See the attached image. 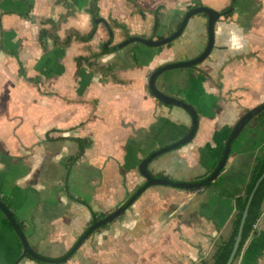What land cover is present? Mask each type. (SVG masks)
Returning <instances> with one entry per match:
<instances>
[{
  "label": "crops",
  "instance_id": "1",
  "mask_svg": "<svg viewBox=\"0 0 264 264\" xmlns=\"http://www.w3.org/2000/svg\"><path fill=\"white\" fill-rule=\"evenodd\" d=\"M90 1L0 0V200L23 224L30 246L54 259L70 253L99 220L95 218L124 205L146 183L136 173L141 162L181 140L192 126L184 108L163 103L148 85L156 68L175 60L171 47L184 36L159 47L135 42L124 52L121 48L93 60L110 66L106 74L87 65L77 71L76 57L96 53L102 40L107 39L101 47L109 40L107 25L123 42L129 28L153 29L158 6H163L160 27H166L163 16L169 10L185 11L183 19L193 7L210 6L220 15L210 55L196 67L167 70L157 79L164 92L195 108L198 128L190 142L148 163L154 177L179 182L207 178L240 117L264 103V0H157L149 12L138 4L149 0H99L105 23L98 25L87 11ZM128 1L138 11L127 7ZM228 7L234 13L224 17L220 13ZM252 7L260 10L261 20L248 30L236 23V14ZM195 16L200 29L194 26L185 34L196 53L192 59L208 44V16ZM48 19L58 22L57 30L45 23ZM225 19H235L234 26L222 27ZM42 27L60 41L70 33L95 31L90 41L73 37L63 47L54 46L50 38L41 44ZM242 31L249 34L244 38ZM139 44L153 49L142 57ZM239 57L244 61L233 60ZM144 59L149 61L142 64ZM76 137L92 141L79 158L78 144L70 140ZM231 148L214 183L198 189L148 187L120 217L93 232L58 264H213L218 248L230 237L236 197L244 193L256 158L264 157V114L246 124ZM262 207L257 233L233 264H264V203ZM23 252L0 209V264H50L22 258Z\"/></svg>",
  "mask_w": 264,
  "mask_h": 264
},
{
  "label": "water",
  "instance_id": "2",
  "mask_svg": "<svg viewBox=\"0 0 264 264\" xmlns=\"http://www.w3.org/2000/svg\"><path fill=\"white\" fill-rule=\"evenodd\" d=\"M200 13H205L208 16V44L205 47V49L203 50V52L197 58L192 59V60L176 61V62L164 64V65L156 68L150 74L149 79H148L149 89H150L151 93L157 99H159L160 101H162L163 103H166V104L181 106L182 108H184V110H186L190 114V116L192 118V126H191L190 131L178 142H175L172 145H169L167 147L159 149L158 151L152 153L148 158L144 159L141 162L139 168H140V171L143 174V176L146 178V183L141 188H139L134 195H132L128 199L126 204H124V205L120 206L119 208L113 210L112 212L107 214L104 218L99 219V220H95L94 223L92 225H90L87 228V230L79 237V239L77 240L76 244L74 245V247L70 253L75 252L83 244V242L97 229L101 228L102 226L106 225L107 223L111 222L112 220L120 217L126 211V209L137 199V197H139L144 192V190H146L150 186L167 185V186H171V187H175V188H179V189H196V188L198 189V188H202V187L206 186L208 183H212L220 175V173L222 172V170L226 166V163H227L230 151H231L232 142L239 136V134L241 133L243 128L246 126V124L252 118H254L256 115H258L264 111V103H263V104H260L259 106H256V107L248 110L243 116L240 117V119L237 121V123L233 127V129L230 133V136L227 139L226 146H225L224 151H223V156H222L218 166L215 168V170L207 178H205L199 182H185V181L179 182V181L170 180L169 178L154 177L150 173V171L148 169V163L153 158H155L156 156H158L162 153H165V152L171 151L173 149L179 148L182 145L190 142L192 140V138L194 137V135L197 131V128H198V115L195 111V108L192 105H190V104H188V103H186V102H184L178 98H175L171 95H168L165 92H163L162 90H160L156 85L157 79L162 73H164L167 70L190 67L194 64H197V63L204 61L210 55L211 51L213 50L214 41H215V24H216L217 20L219 19L220 15L217 11L215 12L213 9H211L207 6H196V7L191 8L190 10H188L185 13L179 28L175 32H173L172 34H170L169 36H167L165 38L154 40V39L144 38V37H140V36H132V37L124 40L123 42H121V43L110 48V52L111 51H117V50H120L121 48L125 47L126 45H129V44L135 43V42H140V43L147 45L149 47H159V46L168 44L170 42L175 41L180 36H182L190 18H192L194 15H197ZM94 22L96 25H98L101 22H105V20H104V18L100 17V18H96L94 20ZM107 28H108L110 38L104 45V47L106 49L109 48V45L114 40V34L112 32L111 27L109 25H107ZM263 180H264V171H263L262 175L259 177V179L257 180V182H256V184H255V186H254V188H253V190L249 196V199L247 201V204L245 206V209H244V212H243V215L241 218L238 234L236 236V239H235V242L233 245V249L231 251V254H230L226 264H233V262L236 258V255L240 249L241 242H242V235H243L245 223L247 221V217H248V213H249V208H250L251 202L253 200V197H254L259 185L261 184V182ZM0 209L5 214V216L8 218V220L12 224L13 228L17 232V234L20 238V241L23 245V248H24L23 254H30L35 259L47 261V258L45 256H42L41 254L36 252L30 246V244L26 238V235L21 231L20 225L18 224V222H17L16 218L14 217L12 211L1 200H0ZM64 260H66V257L61 258L59 261H56L52 258H51V260L49 259L48 261L55 263V262H62Z\"/></svg>",
  "mask_w": 264,
  "mask_h": 264
},
{
  "label": "trees",
  "instance_id": "3",
  "mask_svg": "<svg viewBox=\"0 0 264 264\" xmlns=\"http://www.w3.org/2000/svg\"><path fill=\"white\" fill-rule=\"evenodd\" d=\"M98 2H99V0H91L90 6L87 9V11L90 13V15L92 17V20H95L96 18H100ZM162 8H163V6H158L153 12L154 13L153 29L155 32L161 26L162 15H161L160 11ZM233 13H234V11L229 10V7H228L227 9L222 11V13H220V14L223 15L224 17H230L233 15ZM45 23L49 24L53 29L57 30V28H58V22L54 21L53 19H48L45 21ZM94 31H95V27L93 28V30L89 34H87L85 36H82L79 33H77V34L70 33L64 41H60L57 34L53 35L49 28L42 27L40 30V33H39V41L41 44H43L44 39L50 38L52 40L54 46L67 47L73 41V37H75L77 40H80L82 42L90 41L94 35ZM130 37H131L130 35H126L125 40L130 38ZM162 38H164V37L163 36L158 37V39H162ZM1 47L3 48V46H1ZM110 48L111 47L106 49L104 46H102L100 52H98V53L90 54L87 56L76 57L75 61H76V65H77V71H80L84 67V65H87L88 67H96L97 70H99L100 72H102L104 74L108 73L111 70L109 65L108 66L98 65L93 60H97L99 57L110 53ZM20 75L24 76V77L26 76L23 68L20 69ZM28 79L30 81H35L34 79H31V78H28ZM262 114H264V112H261L259 115H262ZM70 140H72L78 144L79 150L76 154V158L81 157L84 154L85 150L92 145V141L90 139H87V138L76 137V138H70ZM222 156L223 155L220 154L219 159H221ZM263 171H264V157L263 158L258 157V158H256V160L254 162V165H253V168L251 170L248 182L245 185L244 193L242 195H239L236 197V200H235V203H236L235 204V210L236 211L234 214V218L232 220V230H231L230 237L228 240H226L224 243H222L221 246L218 248L216 255L214 257L213 264H226L230 254H231V251L233 249V245H234L236 236L238 234V230H239V226H240V222H241V218H242L245 206L247 204L249 196H250L257 180L262 175ZM207 185H210V183H208ZM137 190H136V192H137ZM263 203H264V180L259 185V187H258V189H257V191L253 197V200L251 202L247 221L245 223V227H244V231H243V235H242L241 246H240V249L236 255L235 260L240 256L242 248L244 247L248 238L251 235H255L257 233V230L254 228V225L257 223V221L260 219V217L262 215ZM100 218H104V215L102 214L95 219H100ZM18 224L20 225L21 231H23L24 230L23 224L21 222H18ZM24 257H29V258H32L35 260V258L33 256H31L30 254H24L22 256V258H24ZM64 257H66V259H68L71 257V255H70V253H68L65 256H63L62 258H64ZM46 258H47V261L46 260L43 261V260H39V259H36V260L39 262H43V263L46 262V263H50V264H58V263L63 262V261L62 262H55V263L49 262L48 260L49 259L51 260V258H48V257H46ZM52 259H54V258H52ZM60 259L61 258H57L54 260L59 261Z\"/></svg>",
  "mask_w": 264,
  "mask_h": 264
},
{
  "label": "rangeland",
  "instance_id": "4",
  "mask_svg": "<svg viewBox=\"0 0 264 264\" xmlns=\"http://www.w3.org/2000/svg\"><path fill=\"white\" fill-rule=\"evenodd\" d=\"M157 0H149V1H138V4H140V6H144L143 7V10H141V11H145V12H149V11H151V10H153V9H155L156 8V6H157ZM191 3L192 4H194V3H201V0H197V1H194V0H191ZM247 3V2H246ZM246 3H244V4H246ZM133 4H132V2H127V7H130V6H132ZM136 5V4H135ZM134 6V5H133ZM132 6V8H134V9H136V7H138V6H134L133 7ZM210 7V6H209ZM138 9V8H137ZM136 9V10H137ZM215 9V8H214ZM180 9H174V10H169V11H167L165 14H164V16H163V24L166 26V27H159L158 29H157V31L155 32L154 31V29H152V27H146V28H140V29H137V30H133L132 28H129V34L128 35H131V37L132 36H140V37H144V38H150V39H154V40H156L159 36H163V37H166V36H169L170 34H172L176 29V27H177V24L179 23V22H181V20H182V13L183 12H185V11H179ZM138 11V10H137ZM215 11V10H214ZM216 12V11H215ZM260 12V10L257 8V7H252L250 10H248V12H238L237 14H236V23L239 25V26H244L245 28H247L248 30L251 28V26H254V25H256V26H259L260 25V18H261V16H257L258 15V13ZM240 13H243L244 15L242 16ZM197 18V16H193L192 18H190V20H189V22H188V24H187V27H186V30H185V32H184V34L182 35V36H184L183 38H181V39H179L178 40V42L177 43H179L178 45H175V43L172 45V47H171V49H172V51H173V54H174V56H175V60H173V61H171V63L172 62H176V61H181V60H184V59H188V58H191L193 55H194V51H191V49H190V47H191V44H186V43H188L189 41L186 39V37H185V34L186 33H192L191 32V30L190 29H192V27H194L193 29H195V30H199L200 29V26H199V23H195L194 24V21H195V19ZM233 21H235V19L233 20V19H230L229 21H228V19H225V20H222L221 21V26L223 27L225 24L228 26V25H231V26H234V25H232V23H233ZM201 25L203 24V23H200ZM112 25H116L115 24V22L112 24ZM112 29V28H111ZM112 32H113V34H114V42L112 43V45H117V44H119V43H121L122 41H117V39H116V36L115 35H118L119 33L117 32V31H115V29H113L112 30ZM248 31H242V32H240V34H241V36L242 37H246L247 36V34H249V33H247ZM233 33H234V31H233ZM235 33H236V31H235ZM235 35H238L237 33L235 34ZM186 36H187V34H186ZM240 36H235V38L237 39V38H239ZM241 38V37H240ZM107 40V39H106ZM105 39H103L102 40V42L100 43V45H99V47H98V51H96V53L97 52H100V50H101V45L103 44V42H105L106 41ZM256 39L255 38H252V41H255ZM194 41V40H193ZM181 42V43H180ZM183 42V43H182ZM133 45V43H131V44H129V45H126L125 47H123L122 49H121V51L122 52H124V51H126V50H128L131 46ZM140 45V44H139ZM182 45V47L180 48V46ZM177 46H179V48H180V50L178 51L175 47H177ZM140 48H141V50H142V57L143 56H146L147 54H148V52H150L153 48H149V47H147V46H144V45H140ZM154 49H156V48H154ZM195 55H196V53H195ZM107 57H109V56H107ZM194 57V56H193ZM192 57V58H193ZM191 58V59H192ZM195 59V58H194ZM233 60H238L239 62L240 61H244V60H241L240 59V57L239 58H234ZM149 60H141V63L142 64H146L147 62H148ZM210 62H215L216 63V66H217V61H215V60H209ZM237 62V61H236ZM220 63V62H219ZM231 63V62H230ZM233 63V62H232ZM198 64H195V66L194 67H196ZM213 66V65H212ZM203 67H199V68H197V70L198 71H203V72H205L206 74H208V76L211 78L212 77V73L210 72V71H207V70H203L202 69ZM208 72H210V74L208 73ZM214 82H215V80L217 81V78L218 77H215V75H214ZM157 87L160 89V90H162L163 91V89H165V88H161L160 86H159V83L157 82ZM197 91L196 92H199V90L200 89H196ZM164 92V91H163ZM166 93V92H165ZM166 94H168V93H166ZM168 95H170V94H168ZM88 108H89V104H88V106H87ZM174 108H176V110H178L179 112H181V113H185L186 111H183V109H181L180 107H174ZM186 114H187V112H186ZM234 146V145H233ZM232 149V148H231ZM152 165V167H153V163L151 164ZM152 167H150V170L151 171H153L152 170ZM136 173L138 174L137 176H143V174L141 173V171H139V169H138V171L136 170ZM217 180V179H216ZM216 180H214V182L216 181ZM213 182V183H214ZM166 186V185H165ZM111 224V223H110ZM109 226V225H108ZM33 248H34V250L35 251H37L38 253H42L43 251L41 250V248H39L38 246H32ZM44 253V252H43ZM43 253H42V255H43Z\"/></svg>",
  "mask_w": 264,
  "mask_h": 264
},
{
  "label": "flooded vegetation",
  "instance_id": "5",
  "mask_svg": "<svg viewBox=\"0 0 264 264\" xmlns=\"http://www.w3.org/2000/svg\"><path fill=\"white\" fill-rule=\"evenodd\" d=\"M104 23H105V22H104ZM103 46H104V45H103ZM114 46H115V45H114ZM109 47H113V46H112V43L109 45Z\"/></svg>",
  "mask_w": 264,
  "mask_h": 264
},
{
  "label": "built area",
  "instance_id": "6",
  "mask_svg": "<svg viewBox=\"0 0 264 264\" xmlns=\"http://www.w3.org/2000/svg\"><path fill=\"white\" fill-rule=\"evenodd\" d=\"M257 224H258V223H256V224L254 225V228H256V227H257Z\"/></svg>",
  "mask_w": 264,
  "mask_h": 264
}]
</instances>
